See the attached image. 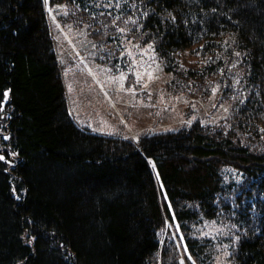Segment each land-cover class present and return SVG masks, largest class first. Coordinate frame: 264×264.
<instances>
[{
	"label": "trees",
	"instance_id": "obj_1",
	"mask_svg": "<svg viewBox=\"0 0 264 264\" xmlns=\"http://www.w3.org/2000/svg\"><path fill=\"white\" fill-rule=\"evenodd\" d=\"M47 1L86 24L101 62L123 29L175 89L217 90L229 109L139 143L89 131L68 111L44 0H0V264H212L204 220L233 228L229 264H264V0Z\"/></svg>",
	"mask_w": 264,
	"mask_h": 264
},
{
	"label": "rangeland",
	"instance_id": "obj_2",
	"mask_svg": "<svg viewBox=\"0 0 264 264\" xmlns=\"http://www.w3.org/2000/svg\"><path fill=\"white\" fill-rule=\"evenodd\" d=\"M98 2L107 10L118 8L122 0ZM44 7L67 106L77 125L139 143L144 136L178 130L194 122L219 125L227 116L228 103L219 99L217 90L198 93L195 89H175L172 73L164 68L151 42L138 43L118 29L116 45L120 52L110 66L96 58L95 41L85 23L62 20L66 6L44 0ZM183 58L181 62L191 61L190 54ZM191 84L198 87L193 81ZM166 226L176 238V228L168 222ZM194 232L212 238L218 252L212 264H229V248L236 238L232 227L223 221L204 220Z\"/></svg>",
	"mask_w": 264,
	"mask_h": 264
},
{
	"label": "snow or ice",
	"instance_id": "obj_3",
	"mask_svg": "<svg viewBox=\"0 0 264 264\" xmlns=\"http://www.w3.org/2000/svg\"><path fill=\"white\" fill-rule=\"evenodd\" d=\"M45 3L47 4V0H45ZM173 19H175V17H173ZM122 31H123V29H122ZM149 47H151V45H149ZM201 47H204V45H201ZM197 54H199V53H197ZM237 55H239V53H237ZM149 75H151V74H149ZM0 159H3V157L0 156ZM169 207L171 208V205H169ZM188 259L191 260V257L189 256ZM181 264H183V260L181 261ZM192 264H195L194 260L192 261Z\"/></svg>",
	"mask_w": 264,
	"mask_h": 264
}]
</instances>
